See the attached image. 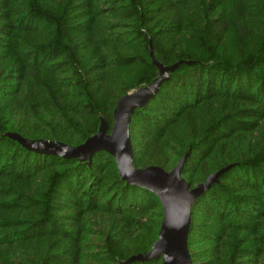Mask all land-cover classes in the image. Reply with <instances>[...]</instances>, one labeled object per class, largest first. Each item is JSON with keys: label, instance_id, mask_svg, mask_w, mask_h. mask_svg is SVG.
I'll return each instance as SVG.
<instances>
[{"label": "trees", "instance_id": "16d2710c", "mask_svg": "<svg viewBox=\"0 0 264 264\" xmlns=\"http://www.w3.org/2000/svg\"><path fill=\"white\" fill-rule=\"evenodd\" d=\"M174 67L131 120L134 166L194 188L193 264H264V0H0V264H163L159 198L114 157L39 153L114 125L119 99Z\"/></svg>", "mask_w": 264, "mask_h": 264}, {"label": "water", "instance_id": "95a60500", "mask_svg": "<svg viewBox=\"0 0 264 264\" xmlns=\"http://www.w3.org/2000/svg\"><path fill=\"white\" fill-rule=\"evenodd\" d=\"M156 64L158 77L151 84L119 99L110 134H107L106 124L103 121L98 133L77 147L54 140L31 141L14 133L9 136L30 150L64 158L91 161L99 151L112 155L121 178L128 184L154 193L159 198L164 213L159 237L153 248L145 256L134 257L132 260L162 258L163 264H193L188 243L192 205L218 179L219 173L211 175L205 183L191 189L190 184L182 177L186 157L169 172L159 166L148 168L134 166V148L130 133L132 117L136 109L143 107L153 97L174 69V67Z\"/></svg>", "mask_w": 264, "mask_h": 264}]
</instances>
